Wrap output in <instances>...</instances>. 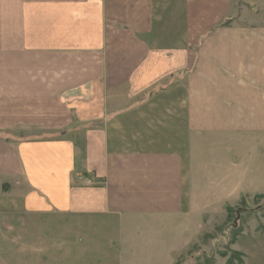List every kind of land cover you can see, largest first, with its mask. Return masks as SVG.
Masks as SVG:
<instances>
[{
	"label": "crops",
	"instance_id": "1",
	"mask_svg": "<svg viewBox=\"0 0 264 264\" xmlns=\"http://www.w3.org/2000/svg\"><path fill=\"white\" fill-rule=\"evenodd\" d=\"M0 131L41 134L0 138V247L113 232L117 264H174L264 201V0H0Z\"/></svg>",
	"mask_w": 264,
	"mask_h": 264
},
{
	"label": "rangeland",
	"instance_id": "2",
	"mask_svg": "<svg viewBox=\"0 0 264 264\" xmlns=\"http://www.w3.org/2000/svg\"><path fill=\"white\" fill-rule=\"evenodd\" d=\"M35 136L41 134L28 131L10 134L0 131V138L11 140L13 143L31 141ZM262 200L260 196H243L242 200L231 206H222L219 218L200 221L198 232L201 235L191 237L186 248L175 256L174 264H226L227 259H231L233 264H238L237 262H242L241 254L232 251L234 249L247 255L245 264H261L259 256L264 245V211L258 208H264ZM15 225L16 223H13V226ZM24 233L16 232L9 243L0 247V264H54L53 256L58 253L61 264H117V244H109V240L113 239V232L94 236L90 240L93 245L90 243L86 248L83 247L87 243L86 239L79 234L71 237L74 242L71 251L65 250L67 247L59 248L60 244H48L44 254L38 243L36 227L31 225ZM177 240L178 238H174V245L183 241L182 238ZM185 242L186 238L183 244Z\"/></svg>",
	"mask_w": 264,
	"mask_h": 264
},
{
	"label": "trees",
	"instance_id": "3",
	"mask_svg": "<svg viewBox=\"0 0 264 264\" xmlns=\"http://www.w3.org/2000/svg\"><path fill=\"white\" fill-rule=\"evenodd\" d=\"M242 200V198H241ZM260 210L264 211V208L262 206H259ZM238 264H241V261L237 262ZM226 264H233V261L231 259H227Z\"/></svg>",
	"mask_w": 264,
	"mask_h": 264
},
{
	"label": "built area",
	"instance_id": "4",
	"mask_svg": "<svg viewBox=\"0 0 264 264\" xmlns=\"http://www.w3.org/2000/svg\"><path fill=\"white\" fill-rule=\"evenodd\" d=\"M78 1H86V0H78ZM78 180H80V177H78ZM83 184L86 185V186H89V185L92 184V182L90 180H86V181H84Z\"/></svg>",
	"mask_w": 264,
	"mask_h": 264
}]
</instances>
